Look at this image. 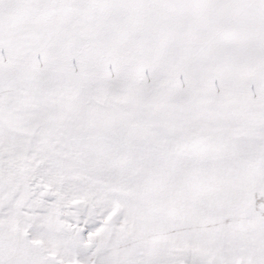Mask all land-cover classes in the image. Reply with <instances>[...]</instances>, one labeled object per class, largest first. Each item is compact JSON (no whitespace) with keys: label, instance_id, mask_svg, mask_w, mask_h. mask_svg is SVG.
I'll use <instances>...</instances> for the list:
<instances>
[{"label":"snow or ice","instance_id":"snow-or-ice-1","mask_svg":"<svg viewBox=\"0 0 264 264\" xmlns=\"http://www.w3.org/2000/svg\"><path fill=\"white\" fill-rule=\"evenodd\" d=\"M0 264H264V0H0Z\"/></svg>","mask_w":264,"mask_h":264}]
</instances>
